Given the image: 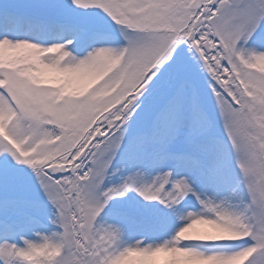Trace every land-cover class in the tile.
<instances>
[{"label":"snow or ice","instance_id":"6c2138e0","mask_svg":"<svg viewBox=\"0 0 264 264\" xmlns=\"http://www.w3.org/2000/svg\"><path fill=\"white\" fill-rule=\"evenodd\" d=\"M0 264H264V0L0 8Z\"/></svg>","mask_w":264,"mask_h":264},{"label":"rangeland","instance_id":"374dc122","mask_svg":"<svg viewBox=\"0 0 264 264\" xmlns=\"http://www.w3.org/2000/svg\"><path fill=\"white\" fill-rule=\"evenodd\" d=\"M22 2H23V0H0V8H1V6H3V7L6 6L7 8L13 7V6H16ZM117 179H118V177H117ZM181 223H182V221L179 220V218H177V221H176L177 226H179Z\"/></svg>","mask_w":264,"mask_h":264}]
</instances>
